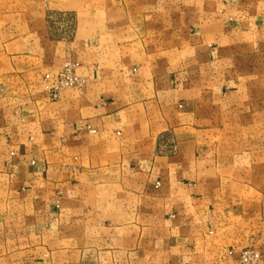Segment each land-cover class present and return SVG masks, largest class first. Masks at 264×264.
<instances>
[{"label":"crops","instance_id":"obj_1","mask_svg":"<svg viewBox=\"0 0 264 264\" xmlns=\"http://www.w3.org/2000/svg\"><path fill=\"white\" fill-rule=\"evenodd\" d=\"M80 87L53 99L65 63ZM264 258V0H0V264Z\"/></svg>","mask_w":264,"mask_h":264},{"label":"built area","instance_id":"obj_2","mask_svg":"<svg viewBox=\"0 0 264 264\" xmlns=\"http://www.w3.org/2000/svg\"><path fill=\"white\" fill-rule=\"evenodd\" d=\"M76 64L67 62L58 72L56 84L49 89L53 99L60 96L66 89L80 87L83 84L82 79L76 74ZM240 264H264V258L261 250L255 247H247L240 254Z\"/></svg>","mask_w":264,"mask_h":264},{"label":"rangeland","instance_id":"obj_3","mask_svg":"<svg viewBox=\"0 0 264 264\" xmlns=\"http://www.w3.org/2000/svg\"><path fill=\"white\" fill-rule=\"evenodd\" d=\"M239 264H240V261H239Z\"/></svg>","mask_w":264,"mask_h":264}]
</instances>
